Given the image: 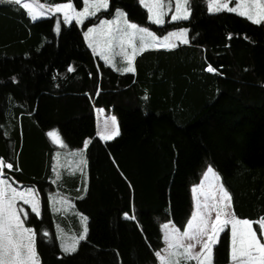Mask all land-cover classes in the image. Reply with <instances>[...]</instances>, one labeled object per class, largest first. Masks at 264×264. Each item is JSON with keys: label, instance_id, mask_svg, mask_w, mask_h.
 Instances as JSON below:
<instances>
[{"label": "trees", "instance_id": "16d2710c", "mask_svg": "<svg viewBox=\"0 0 264 264\" xmlns=\"http://www.w3.org/2000/svg\"><path fill=\"white\" fill-rule=\"evenodd\" d=\"M190 2L188 21L157 26L138 0H111L161 36L190 30L188 45L141 54L135 73L93 55L81 26H62L57 34L54 18L31 22L23 9L0 4V158L15 156L20 170L6 175L40 190L41 217L27 211L42 264H158L159 221L183 230L193 210L191 187L206 164L220 173L241 218L264 214V25L210 14L204 0ZM209 64L216 73L206 71ZM97 109L117 117L120 136L99 140ZM53 129L69 150L91 139L86 193L78 191L79 173L64 172L53 183L59 149L47 137ZM53 193L70 196L75 211L89 217L87 240L75 254L63 255L57 239L42 242L43 230L56 233V220L69 231L79 224L76 216L72 223L53 214ZM229 236L222 234L215 264H228Z\"/></svg>", "mask_w": 264, "mask_h": 264}, {"label": "snow or ice", "instance_id": "6c2138e0", "mask_svg": "<svg viewBox=\"0 0 264 264\" xmlns=\"http://www.w3.org/2000/svg\"><path fill=\"white\" fill-rule=\"evenodd\" d=\"M204 2L210 14L235 13L255 25H264V0ZM0 4L23 9L31 22L38 18H54V30L57 34L61 33L62 26H81L84 29L83 41L92 54L118 72L135 73L134 61L138 53L146 49L172 50L180 44H190L188 27H178L161 36L150 27L131 21L127 11L114 7L111 0H51L47 3L41 0H0ZM138 4L146 10V21L157 26L165 25L166 18L170 22H182L188 21L192 16L190 0H138ZM110 8L112 11L107 18L99 16L102 11L108 12ZM93 18L96 22L86 26L85 21ZM227 39L231 40L232 36L228 35ZM117 58L122 66L118 64ZM67 71L73 72L75 69L68 67ZM206 71L216 73L217 69L209 64ZM12 79L15 80V77ZM120 134L115 115L106 117L96 131V136L101 141H111ZM47 137L60 149L68 148L59 131H47ZM90 143V138L84 140L82 148L72 154L78 157L73 161L74 171L79 172L82 178L83 186L78 191L85 193L88 190L86 151ZM60 157L61 152L56 151V163L52 165L55 184L61 181L59 169L63 165ZM15 165V156L7 160L0 158V264H42L37 250L38 231L30 226L29 212L22 206H29L31 213L40 218V190L31 186H16L17 182L6 175V170H20ZM191 194L194 209L183 230L172 220L159 226L164 245L154 252L159 264H215V249L225 232L230 233L228 264H264V214L256 218H241L235 210L233 194L214 166H206L200 182L191 188ZM57 196L59 198L51 197L53 213L73 207L70 200L59 194ZM123 215L129 220L136 219L129 212H124ZM79 217L78 232L69 234L57 225L55 234H50L48 230L42 231V242L54 243L58 239V248L63 255L75 254L81 242L87 240L89 233V217L83 213H79Z\"/></svg>", "mask_w": 264, "mask_h": 264}, {"label": "rangeland", "instance_id": "374dc122", "mask_svg": "<svg viewBox=\"0 0 264 264\" xmlns=\"http://www.w3.org/2000/svg\"><path fill=\"white\" fill-rule=\"evenodd\" d=\"M231 6V5H230ZM103 12V11H102ZM235 14V13H234ZM39 20H41V18H38L37 19V21H39ZM167 22H170L169 21V18H166V23ZM165 23V24H166ZM164 26V25H163ZM167 34V33H166ZM180 45H183V44H180ZM148 50H168V49H146L145 51H148ZM111 115H114L112 112H110V111H107V110H104V109H102V110H98L97 111V118H98V125L99 124H101L102 123V121L106 118V117H108V116H111ZM114 140V139H113ZM112 141V140H111ZM105 143H107V142H110V141H104ZM56 146V145H55ZM58 147V146H57ZM59 148V147H58ZM78 150H80V149H77V150H69V149H58V151H60L61 152V157H60V162H61V164L63 165L59 170H60V172H61V174L62 173H64V172H66L68 175H73V174H75V173H79V172H77V171H74V165H73V161L75 160V159H78V157H75V156H73L72 154L73 153H75V152H77ZM55 163H56V160H55ZM69 165H73L72 167H69ZM208 164H206L205 165V167H204V169L202 170V172H201V174H200V176H199V181L198 182H196V183H193V185H192V187L193 186H195L196 184H198L199 182H200V180L202 179V176H203V172L204 171H206V166H207ZM85 173H86V178H87V167H86V169H85ZM9 178V177H8ZM62 178V177H61ZM10 180H12L11 178H9ZM16 186H19V187H23V185H21V184H19V183H17V185ZM57 194H59V196H63L64 198H66V199H68V200H70V196H66V194H63V193H53V194H51L50 196H49V198H50V205H51V210H52V200H51V197H57V198H59L58 196H57ZM71 201V200H70ZM72 202V201H71ZM21 205H22V202H19ZM72 205H73V207H71V208H67L66 210H62V211H60V212H58V213H53L54 215H56V216H58L59 214H63L64 216H67V217H69V219H70V221L73 223V221L75 220V216L76 217H78L77 219L80 221V217H79V213L78 212H76L75 211V209H74V203L72 202ZM23 206V208H24V210L25 211H27L28 209H30V207L29 206H27V205H22ZM193 206H194V201H193ZM165 222H167V221H159V224L161 225L162 223H165ZM79 223V222H78ZM57 225H59L60 226V228L61 229H63L64 231H66V232H68L69 234H72V233H76V232H78L79 231V224L76 226V227H74V228H72V230H67L66 229V227L65 226H63L62 224H61V222H60V220H56V222H55V230H56V226ZM162 231V230H161ZM58 240V239H57ZM59 242V241H58ZM193 264H194V262H193Z\"/></svg>", "mask_w": 264, "mask_h": 264}, {"label": "crops", "instance_id": "0c3cea01", "mask_svg": "<svg viewBox=\"0 0 264 264\" xmlns=\"http://www.w3.org/2000/svg\"><path fill=\"white\" fill-rule=\"evenodd\" d=\"M42 19H49V18H41V20ZM148 51H150V50H148ZM145 52H147V51H143V52H141V53H138V55H137V57H136V59L141 55V54H143V53H145ZM97 57V56H96ZM118 59V64H120V61H119V58H117ZM136 59H135V61H134V66H135V62H136ZM103 61V60H102ZM120 66H122V64H120ZM115 70V69H114ZM98 110H101V109H97V110H95V115H96V121H97V127H98V118H97V111ZM104 142V141H103ZM105 143V142H104ZM74 175V174H73ZM192 188V187H191ZM193 209H194V206H193ZM158 264H159V262H158Z\"/></svg>", "mask_w": 264, "mask_h": 264}]
</instances>
